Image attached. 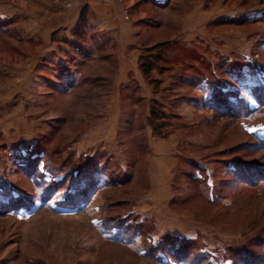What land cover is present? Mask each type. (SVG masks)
<instances>
[{
    "label": "rangeland",
    "instance_id": "374dc122",
    "mask_svg": "<svg viewBox=\"0 0 264 264\" xmlns=\"http://www.w3.org/2000/svg\"><path fill=\"white\" fill-rule=\"evenodd\" d=\"M89 1L0 0V264H264V0Z\"/></svg>",
    "mask_w": 264,
    "mask_h": 264
},
{
    "label": "trees",
    "instance_id": "16d2710c",
    "mask_svg": "<svg viewBox=\"0 0 264 264\" xmlns=\"http://www.w3.org/2000/svg\"><path fill=\"white\" fill-rule=\"evenodd\" d=\"M154 63L152 56L142 57L139 59V68L144 77L150 79V73L152 72ZM153 83H156L153 81ZM167 117L164 112L161 111V106L153 104L149 112V126L154 134L160 138H166L171 132H168L165 128L168 126L165 124ZM261 182L264 184V180ZM251 183V182H249Z\"/></svg>",
    "mask_w": 264,
    "mask_h": 264
},
{
    "label": "crops",
    "instance_id": "0c3cea01",
    "mask_svg": "<svg viewBox=\"0 0 264 264\" xmlns=\"http://www.w3.org/2000/svg\"><path fill=\"white\" fill-rule=\"evenodd\" d=\"M96 1H98V0H90L89 2H90V6L88 7V9L90 10V9H94V8H92L91 6H92V3L93 2H96ZM95 4H98V3H95ZM70 30V28L68 29V31Z\"/></svg>",
    "mask_w": 264,
    "mask_h": 264
}]
</instances>
